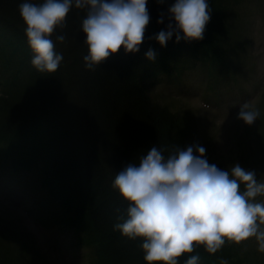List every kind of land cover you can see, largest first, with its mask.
Listing matches in <instances>:
<instances>
[{
	"label": "trees",
	"instance_id": "16d2710c",
	"mask_svg": "<svg viewBox=\"0 0 264 264\" xmlns=\"http://www.w3.org/2000/svg\"><path fill=\"white\" fill-rule=\"evenodd\" d=\"M223 1L208 0L211 19L202 40L177 43L173 35L161 46L148 37L165 29L167 18L163 24L157 20L161 12L167 14L174 0L164 4L148 0L150 22L139 51L125 54L121 47L93 69L86 68L83 60L88 54L83 42L86 34L81 30L86 12L73 7L66 27L57 28L51 36L55 51L64 59L56 72L48 73L31 64L34 53L18 7L24 0H0L2 161L12 173L39 176L64 216L71 217L62 220L65 227L77 232L96 264H148L141 249L143 238L129 239L114 230L116 223L127 219L130 202L112 187V181L126 164L138 165L152 146L162 149L165 158L177 147H187L179 135L178 116L151 94L159 81L148 79L173 71L184 56L198 57L210 63L209 71L216 70L225 54L224 35L229 29ZM58 35L65 36L63 43L56 40ZM149 48L157 54L155 61L145 56ZM217 167L230 171L223 165ZM240 244L226 240L215 254L194 244L192 253L177 258L178 264L196 254L199 264H258L260 252ZM0 264H9L1 246Z\"/></svg>",
	"mask_w": 264,
	"mask_h": 264
},
{
	"label": "clouds",
	"instance_id": "9594fccd",
	"mask_svg": "<svg viewBox=\"0 0 264 264\" xmlns=\"http://www.w3.org/2000/svg\"><path fill=\"white\" fill-rule=\"evenodd\" d=\"M148 0H30L18 5L30 48L34 55L31 64L40 72L54 73L64 57L55 51L51 39L57 28L66 27V17L75 7L86 12L81 30L88 54L85 67L93 69L123 47L125 54L139 51L145 39L150 15ZM164 4L165 0H156ZM208 0H174L167 14L157 20L168 23L165 29L148 37L161 46L175 35L176 42L202 40L211 19ZM183 33V36L181 35ZM63 43L64 35L56 36ZM156 52L145 53L149 61ZM258 110L247 103L240 105L237 118L252 125L259 117ZM206 149L193 144L177 147L167 158L162 149L152 146L139 164L128 163L117 172L112 187L129 201L127 219L116 223L129 239L142 237L141 249L148 264H178V257L192 253L194 244L204 245L209 254L220 250L225 241L239 244L255 237L258 251L264 253V203L256 198L264 195V183L258 182L254 170L243 168L239 162L229 170L209 164ZM198 153V154H196ZM243 185V190H241ZM199 254L191 255L185 264H199ZM222 264H227L223 261Z\"/></svg>",
	"mask_w": 264,
	"mask_h": 264
},
{
	"label": "rangeland",
	"instance_id": "374dc122",
	"mask_svg": "<svg viewBox=\"0 0 264 264\" xmlns=\"http://www.w3.org/2000/svg\"><path fill=\"white\" fill-rule=\"evenodd\" d=\"M223 3L229 29L218 77L192 55L179 79L171 82L170 74H161L148 80L159 81L152 91L154 100L178 116L179 135L187 147H204L209 164L230 169L239 162L264 183V0ZM244 103L260 113L252 125L237 118ZM1 155L0 174L5 179L0 193V246L9 264H96L77 232L65 227L62 220L70 216H64L61 205L43 189L39 176L23 182L26 173L5 169ZM256 200L264 203V195ZM240 243L258 250L255 237ZM257 262L264 264V253H258Z\"/></svg>",
	"mask_w": 264,
	"mask_h": 264
}]
</instances>
